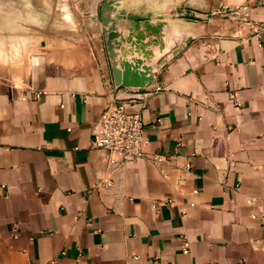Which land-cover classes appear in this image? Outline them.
Here are the masks:
<instances>
[{
    "label": "crops",
    "instance_id": "crops-1",
    "mask_svg": "<svg viewBox=\"0 0 264 264\" xmlns=\"http://www.w3.org/2000/svg\"><path fill=\"white\" fill-rule=\"evenodd\" d=\"M107 1L12 0V35H0V264H264V0L117 5L151 16L136 39L156 71L150 88L126 89L142 95L127 107L143 118L144 158L119 169L93 143L120 92ZM187 7L201 18L176 14Z\"/></svg>",
    "mask_w": 264,
    "mask_h": 264
},
{
    "label": "water",
    "instance_id": "water-1",
    "mask_svg": "<svg viewBox=\"0 0 264 264\" xmlns=\"http://www.w3.org/2000/svg\"><path fill=\"white\" fill-rule=\"evenodd\" d=\"M121 1L124 0L105 2L100 9V21L108 48L114 84L121 92H124L127 100H138L142 99V95H135L127 92L126 89H147L156 80L155 68L147 63L148 60L145 57H142L143 51L136 39L145 26L143 22L150 20L151 16L126 14L123 9L118 8ZM176 14L190 21L201 18L188 7L177 9ZM209 18L210 15L206 17V19ZM124 27L126 32L123 30ZM147 29L150 30V28ZM193 39L194 37L191 35L183 37L179 47L172 52V56L176 57L183 52ZM166 61L168 59H165Z\"/></svg>",
    "mask_w": 264,
    "mask_h": 264
},
{
    "label": "built area",
    "instance_id": "built-area-1",
    "mask_svg": "<svg viewBox=\"0 0 264 264\" xmlns=\"http://www.w3.org/2000/svg\"><path fill=\"white\" fill-rule=\"evenodd\" d=\"M127 102L124 92L116 93L93 130L94 146L106 152V161L112 169L123 168L144 158L143 118L130 112ZM183 251L188 253V241H185Z\"/></svg>",
    "mask_w": 264,
    "mask_h": 264
},
{
    "label": "rangeland",
    "instance_id": "rangeland-1",
    "mask_svg": "<svg viewBox=\"0 0 264 264\" xmlns=\"http://www.w3.org/2000/svg\"><path fill=\"white\" fill-rule=\"evenodd\" d=\"M25 6L26 9H28L27 7V3H22V6ZM12 8H13V2L12 0H0V31L1 30H5V34H0V35H4L5 37H8V36H11L12 35V28H13V23L16 19H14L12 17ZM2 10H4V17H2ZM22 23L23 22H28L29 19L28 17L24 18L22 17ZM204 21L208 22V19H205ZM229 23V22H227ZM227 23H224V25L222 26V24L220 25L219 23L218 24H215L213 25V32H215V30L217 29H221L220 30V33H223V35H228V36H232V34L235 32V26H227L226 24ZM214 35V34H213Z\"/></svg>",
    "mask_w": 264,
    "mask_h": 264
}]
</instances>
